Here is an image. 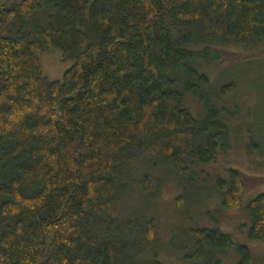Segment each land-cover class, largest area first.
I'll use <instances>...</instances> for the list:
<instances>
[{
  "label": "trees",
  "instance_id": "16d2710c",
  "mask_svg": "<svg viewBox=\"0 0 264 264\" xmlns=\"http://www.w3.org/2000/svg\"><path fill=\"white\" fill-rule=\"evenodd\" d=\"M261 45L264 0H0V264H221L232 249L251 264L217 228L159 237L153 216L111 209L133 188L150 207L164 182L179 189L228 151L238 110L214 103L235 85L204 94L198 65L219 58L212 47ZM49 49L72 61L61 81L42 73ZM247 182L264 178L228 169L212 195L238 211ZM246 214L248 242L263 243L264 194Z\"/></svg>",
  "mask_w": 264,
  "mask_h": 264
},
{
  "label": "rangeland",
  "instance_id": "374dc122",
  "mask_svg": "<svg viewBox=\"0 0 264 264\" xmlns=\"http://www.w3.org/2000/svg\"><path fill=\"white\" fill-rule=\"evenodd\" d=\"M19 1L8 0V3ZM209 51L216 52L219 58L210 61L206 67L198 65L200 72L209 78L204 94L216 95L224 85H235L230 96L220 97L214 103L218 108L233 111L237 107L238 110L232 119H225L230 138L228 151L220 152L215 161L207 166L193 167V181L187 177L179 189L174 182H164L150 207L144 205L139 191L133 188L113 205L111 215L118 219L139 214L141 217L153 216L157 220L159 237L167 234L173 225L217 228L230 235L235 244L248 247L251 264H264V242L251 243L247 240L251 222L246 214L247 204L259 194H264V183L247 182L238 211L221 208L220 202L212 195L217 178H226V171L231 168L252 179L264 178V45L252 51L231 46L212 47ZM40 65L45 77L61 81L72 61L64 60L57 50L49 49L40 55ZM185 107L194 118L202 117L199 103L190 96H185ZM255 148L259 152H253ZM177 196L184 198L181 207L174 202ZM218 258L221 264H236L238 261L235 249ZM160 260L163 264H183L168 254L160 256Z\"/></svg>",
  "mask_w": 264,
  "mask_h": 264
}]
</instances>
